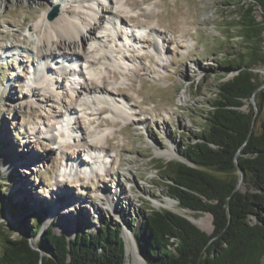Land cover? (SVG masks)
I'll list each match as a JSON object with an SVG mask.
<instances>
[{
    "label": "rangeland",
    "instance_id": "rangeland-1",
    "mask_svg": "<svg viewBox=\"0 0 264 264\" xmlns=\"http://www.w3.org/2000/svg\"><path fill=\"white\" fill-rule=\"evenodd\" d=\"M114 1L110 16L116 18L119 13L127 18L125 24L132 22L123 27L124 32L110 33L105 25L108 16L101 14L105 18L93 37L106 36L77 38L86 53L82 46L76 48L73 64L79 72L74 71L73 83L65 79L72 77L70 69L57 62L71 51L64 36L55 35L52 56L36 63L40 54L49 53L43 37L47 22L62 13L86 25L90 16L86 0H0V189L5 190H0V253L1 232L24 234L23 228L34 224L35 216L42 218V231L53 224L56 233L69 238L79 232L77 222L85 231H97L103 220L111 221L114 229H122L126 241L124 264H143L135 231L152 209L192 215L204 231H214L211 213L182 210L175 199L176 204L167 202L169 189L158 166L184 160L179 150L208 127V110L218 85L234 75L220 69L221 61L225 56L238 58L246 49L235 25L238 7L255 0ZM57 5L58 15L48 19ZM96 5L105 13L104 0ZM66 6L72 12L67 13ZM255 16L264 21L258 4ZM134 25H138L137 34L147 39L125 44L127 29ZM156 42L159 49L153 45ZM101 47L109 55L100 60L104 64L99 62ZM111 71L117 77H109ZM255 71L264 75V65ZM105 75L112 91L127 89L126 98L114 92L116 99L96 97L80 110L73 89L85 88L95 79L103 84ZM63 104L74 108L68 121L61 112ZM103 109L107 110L100 113ZM259 115L260 123L264 108ZM86 142L97 143L95 151L84 150ZM76 149L80 150L78 160ZM67 157H72L68 164ZM90 159L91 172H81L80 163ZM240 188L246 190L242 181ZM10 200L26 205L12 212Z\"/></svg>",
    "mask_w": 264,
    "mask_h": 264
},
{
    "label": "trees",
    "instance_id": "trees-1",
    "mask_svg": "<svg viewBox=\"0 0 264 264\" xmlns=\"http://www.w3.org/2000/svg\"><path fill=\"white\" fill-rule=\"evenodd\" d=\"M256 4L264 11V0L238 7L235 25L246 49L238 58L221 61L220 69L234 75L218 85L208 127L179 150L184 160L158 166L168 196L182 210L211 213L214 231H204L179 211L152 209L135 231L138 250L149 264L264 262V119L259 123L264 75L255 71L264 65V21L255 16ZM10 203L12 212L26 205ZM41 220L35 216L34 224L23 228L25 235L1 232L0 264L125 263L126 241L111 221L103 220L97 231H85L77 222L79 232L69 238L56 233L53 224L42 231ZM32 238L41 250L32 247Z\"/></svg>",
    "mask_w": 264,
    "mask_h": 264
},
{
    "label": "bare ground",
    "instance_id": "bare-ground-1",
    "mask_svg": "<svg viewBox=\"0 0 264 264\" xmlns=\"http://www.w3.org/2000/svg\"><path fill=\"white\" fill-rule=\"evenodd\" d=\"M109 2H111V4L112 3H115V1L114 0H108ZM128 1V0H127ZM107 3V2H106ZM116 4V3H115ZM134 4V3H133ZM89 5H90V3H87L86 4V8L87 9H90V12H92L91 14H90V12H89V19L87 20V23H86V25H82L81 26V24H82V22L81 23H78V21H76V20H72V19H69V17H67L66 15H64V14H60L58 17H56L55 19H53V20H51V21H49V22H47V26H46V28H45V30H44V34H43V37H44V44L45 45H48L47 46V50L49 51V53L47 52L46 54L45 53H43V54H40V56L38 57L39 58V61L36 63V65H38V64H40L41 62H44V59L46 58H49V57H51L52 56V54H53V52L52 51H54V50H52V47H54L53 45H54V40H52L53 38H54V36L56 35L57 37H59V36H64L63 37V41L64 42H67L68 43V45L70 46V49H71V51H68V52H64L63 53V60H65V58L66 59H69V66L71 65V66H74V64H73V62H74V60H76V58H75V54H78V52H76V48L77 47H79L80 48V46H82L83 47V52L84 53H86L85 52V47H84V43H82V45H81V43L79 42H77V38H79V39H85V40H91V39H96V37L97 36H94L93 37V34H94V30H97L98 29V26L101 24L102 25V19H103V17H102V15L100 14V9H98V8H96L95 6L93 7V9L91 8V7H89ZM109 8L107 9L106 8V12L108 13L107 15H109V17H112V16H110V15H113V13H114V10H113V7L110 5V6H108ZM66 8H67V13H70V12H72V8H71V6H66ZM120 10V9H119ZM75 11V10H74ZM120 12V11H119ZM75 13V12H74ZM92 14H94L95 15V19H99V21H100V23L98 22V19H97V22L96 21H93L94 20V17L93 16H91ZM114 20H115V24H118V23H121V24H125L126 23V17H122V15L121 14H119L118 13V15L116 16V18H114V17H112ZM132 18V17H131ZM101 19V20H100ZM136 19V18H135ZM124 20H126V21H124ZM130 20V19H129ZM128 20V21H129ZM133 20V19H132ZM95 22V23H94ZM94 23V24H93ZM98 24V25H97ZM40 27V24L38 23V24H36V25H34V29L36 30V29H38ZM154 32V31H153ZM156 32V31H155ZM153 35L155 34V33H152ZM96 35V34H95ZM155 36L157 37V38H159V39H161L162 38V36H160V35H156L155 34ZM128 37V36H127ZM132 38L131 39H134V40H140V41H145L146 39H145V37H143V36H136L134 33H132V36H131ZM158 39V40H159ZM97 40V39H96ZM82 42V41H81ZM164 42V41H163ZM166 42V41H165ZM58 43V42H57ZM63 43V42H62ZM157 43L158 42H156V43H153V45L155 46V47H157L156 49H159L160 47L157 45ZM80 44V45H79ZM57 45V44H56ZM49 48V49H48ZM102 48V47H101ZM51 49V50H50ZM54 49V48H53ZM72 49H74V50H72ZM101 52V56L102 57H100L99 58V62H101L100 60L102 59V58H104V59H106V58H108L109 57V55H107L106 53H104L103 51H104V49L102 48V50H100ZM73 53V54H72ZM94 56V55H93ZM96 57V56H95ZM123 57H125L126 58V55H124L123 54ZM57 62H60L59 60H57ZM105 63V62H104ZM103 62H101V64H104ZM34 64V63H33ZM63 65V63H60V66H62ZM104 66V65H103ZM65 67H67L66 65H65ZM52 69V67L49 65V69ZM71 69H73L72 67H70ZM76 70L75 71H78L79 72V70L76 68V67H74ZM56 69V68H55ZM108 70H110V69H108ZM76 77L77 75L76 74H73V77ZM107 75H105V76H103L102 77V80H103V84H102V82L101 83H99V81H97L96 79L95 80H93L92 81V83H91V85H88V86H86L85 88H83V87H81V89H77L76 91H75V93L77 94V98H80V96H82V92H85V94H91V95H94V96H96V97H100V96H104L105 97V95H106V97H109V100H111L110 99V97L111 98H113V99H116V97H115V95H114V92H117L122 98L123 97H125L126 98V94H127V89H124V88H115L114 89V91H112L111 89H109L107 86H106V82L108 81V77H106ZM111 76H114V77H117V72L116 71H111V75L109 76V77H111ZM75 77L73 78V81L75 80ZM97 77V76H96ZM70 79H71V77H70ZM131 87H132V85H131ZM84 90V91H81V90ZM131 90V89H130ZM89 100V99H88ZM62 104V103H61ZM62 111L61 112H64V114L66 113V112H71L74 108H71V106L70 105H64L63 104V106H62ZM113 109V108H112ZM104 110L105 109H103L100 113H103L104 112ZM107 110V109H106ZM105 110V111H106ZM108 110H109V108H108ZM116 110H119V108L118 107H116ZM59 114V113H58ZM54 138V137H53ZM53 138H52V140H53ZM97 143H94V142H86V146L85 147H87L88 149H89V151H95L94 149H96L97 148ZM84 147V148H85ZM77 150V149H76ZM76 154V153H75ZM165 155H167V156H172V155H170V154H165ZM67 159H69L68 161L69 162H66L67 164L68 163H70V160H72V157L70 158V157H67ZM35 161V158H34V160H33V162ZM72 166V165H71ZM29 197H31V195H28ZM33 198V197H32ZM58 198V197H57ZM35 201V200H34ZM167 202L168 203H170V204H176V202H175V200L173 199V198H171V197H168L167 198ZM190 216V218L199 226V227H203V225H202V223H201V221L200 220H198L197 218H195L194 216H192V215H189ZM132 252L130 251V250H128V255H130ZM141 256V255H140ZM139 256V258L141 259V261H142V263L143 264H148L146 261H144V259L142 258V256L140 257Z\"/></svg>",
    "mask_w": 264,
    "mask_h": 264
},
{
    "label": "water",
    "instance_id": "water-1",
    "mask_svg": "<svg viewBox=\"0 0 264 264\" xmlns=\"http://www.w3.org/2000/svg\"><path fill=\"white\" fill-rule=\"evenodd\" d=\"M57 15V7L50 13V15H49V18L50 19H52V18H54L55 16ZM187 218L191 221V222H193L195 225H197L190 217H188L187 216ZM198 226V225H197ZM199 227V226H198ZM202 229V228H201ZM4 231V230H3ZM5 232V231H4ZM5 233H9V234H11V236L13 237V238H15V237H18L21 233H18L17 235H14V233H13V231H11V232H5ZM22 235H25V234H22ZM30 244L32 245V247L33 248H36V249H38V250H41L36 244H34V243H32V241H31V239H30Z\"/></svg>",
    "mask_w": 264,
    "mask_h": 264
}]
</instances>
